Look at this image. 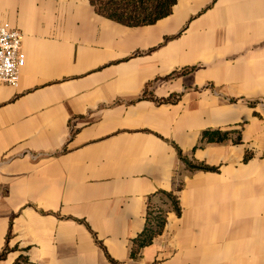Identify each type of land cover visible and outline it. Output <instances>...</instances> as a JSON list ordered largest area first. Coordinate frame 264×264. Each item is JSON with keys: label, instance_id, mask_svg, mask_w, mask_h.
Segmentation results:
<instances>
[{"label": "crops", "instance_id": "0c3cea01", "mask_svg": "<svg viewBox=\"0 0 264 264\" xmlns=\"http://www.w3.org/2000/svg\"><path fill=\"white\" fill-rule=\"evenodd\" d=\"M6 22L26 64L0 85V264H264V0H176L142 26L0 0ZM149 209L164 230L132 258Z\"/></svg>", "mask_w": 264, "mask_h": 264}, {"label": "trees", "instance_id": "16d2710c", "mask_svg": "<svg viewBox=\"0 0 264 264\" xmlns=\"http://www.w3.org/2000/svg\"><path fill=\"white\" fill-rule=\"evenodd\" d=\"M95 11L110 20L127 26H142L156 23L158 20L168 16L176 0H89ZM146 4H150L146 7ZM132 6L133 9H132ZM139 7V8H138ZM237 134V137H233ZM232 141L234 144H241L240 131L206 130L203 132L202 143H225ZM181 161L190 170H202L206 172H218L219 168L202 164H194L179 151ZM171 199L177 214L181 213L177 198L172 194H167ZM165 219L162 217L152 218L149 209L148 219L144 231L133 240L131 257L136 258L141 250L150 245L154 238L160 235L165 227ZM7 249L0 255V260L4 259ZM117 264V263H115Z\"/></svg>", "mask_w": 264, "mask_h": 264}, {"label": "built area", "instance_id": "2783aa9c", "mask_svg": "<svg viewBox=\"0 0 264 264\" xmlns=\"http://www.w3.org/2000/svg\"><path fill=\"white\" fill-rule=\"evenodd\" d=\"M23 35L10 23L0 24V85L17 88L26 64L22 50Z\"/></svg>", "mask_w": 264, "mask_h": 264}, {"label": "rangeland", "instance_id": "374dc122", "mask_svg": "<svg viewBox=\"0 0 264 264\" xmlns=\"http://www.w3.org/2000/svg\"><path fill=\"white\" fill-rule=\"evenodd\" d=\"M149 0H146V2H148ZM150 6V4H146V7H149ZM133 7L134 6H132V9H133ZM139 8V7H138ZM251 106L253 107V106H255V104H251Z\"/></svg>", "mask_w": 264, "mask_h": 264}]
</instances>
